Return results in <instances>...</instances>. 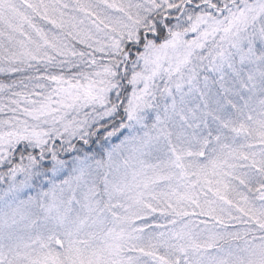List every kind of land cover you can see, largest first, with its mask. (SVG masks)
Wrapping results in <instances>:
<instances>
[{
  "label": "snow or ice",
  "instance_id": "obj_1",
  "mask_svg": "<svg viewBox=\"0 0 264 264\" xmlns=\"http://www.w3.org/2000/svg\"><path fill=\"white\" fill-rule=\"evenodd\" d=\"M0 264H264V0H0Z\"/></svg>",
  "mask_w": 264,
  "mask_h": 264
}]
</instances>
